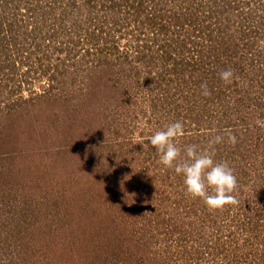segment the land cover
<instances>
[{"label": "rangeland", "instance_id": "374dc122", "mask_svg": "<svg viewBox=\"0 0 264 264\" xmlns=\"http://www.w3.org/2000/svg\"><path fill=\"white\" fill-rule=\"evenodd\" d=\"M134 1L0 0V264H264V0ZM176 121L238 204L145 146Z\"/></svg>", "mask_w": 264, "mask_h": 264}, {"label": "clouds", "instance_id": "9594fccd", "mask_svg": "<svg viewBox=\"0 0 264 264\" xmlns=\"http://www.w3.org/2000/svg\"><path fill=\"white\" fill-rule=\"evenodd\" d=\"M233 76L232 69L219 73V79L224 83L231 82ZM201 89L203 95H210L206 83L201 85ZM183 135L184 125L176 121L151 135L145 146L150 145L159 154L158 163L182 176L185 195L202 200L209 211L223 210L228 205L238 204L234 195L238 182L233 169L226 162L218 163L213 159L214 146L223 143L225 136L229 144L235 145L236 136L226 129L224 136L216 135L209 140L207 149L187 145L182 157L181 149L174 141Z\"/></svg>", "mask_w": 264, "mask_h": 264}, {"label": "trees", "instance_id": "16d2710c", "mask_svg": "<svg viewBox=\"0 0 264 264\" xmlns=\"http://www.w3.org/2000/svg\"><path fill=\"white\" fill-rule=\"evenodd\" d=\"M134 1V0H133ZM153 1H155V3H157L158 5H162L163 7H165L166 6V0H153ZM225 1V0H224ZM142 0H138V1H134V2H131L130 4H129V6H132L131 8H134V12H133V14L134 15H141L140 13H142V11H143V8H142ZM170 3H173L174 4V2L173 1H168V5H170ZM219 6V5H218ZM180 7H182L181 5H180ZM175 9H178V7H176ZM181 10V9H180ZM175 16H177V15H175ZM182 16V15H181ZM179 18V17H178ZM183 18V17H182ZM166 19H167V17H166ZM173 20H171L170 21V23L173 25V22H172ZM150 22H152V20L151 21H149V23ZM169 23V24H170ZM175 23H178V22H175ZM261 26H264V20L261 22V23H259ZM142 26H143V24H142ZM162 26V28H163V30L166 28H164V26H166V25H161ZM169 26V25H168ZM165 32V31H164ZM167 32V31H166ZM138 38H140V37H137V40H138ZM145 39H144V37H142V38H140V41H144Z\"/></svg>", "mask_w": 264, "mask_h": 264}]
</instances>
